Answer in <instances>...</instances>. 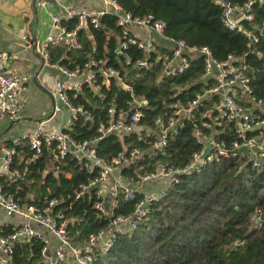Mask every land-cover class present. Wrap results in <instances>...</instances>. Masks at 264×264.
Listing matches in <instances>:
<instances>
[{
    "label": "trees",
    "instance_id": "1",
    "mask_svg": "<svg viewBox=\"0 0 264 264\" xmlns=\"http://www.w3.org/2000/svg\"><path fill=\"white\" fill-rule=\"evenodd\" d=\"M107 1H113L133 16H152L163 22L164 37L189 46L206 47L218 61L228 56L241 60L246 68L243 75L250 95L264 101V0H227L231 7L238 9L251 2L244 13L251 17L248 25L252 28L253 41L223 27L221 9L212 0ZM75 22L65 21L63 25L70 29ZM100 24V29L86 28L78 32L81 45L78 51L66 53L62 47L49 48L50 61L67 69L82 64L89 55L106 58L110 63L115 45L113 36L118 34V29L109 14L100 18ZM138 55L136 48H130L125 58L131 63L126 65L124 58L121 64L131 96L112 88L105 91V100L86 88L75 97L71 92L66 94L74 106H83L91 115V120L80 116L70 128L73 139L81 141L93 137L98 123H105L104 112L112 102L126 108L131 97H143L148 106L139 124L152 128L156 117L165 119L171 102H190L210 86L201 80L199 58L191 60L179 77L162 79L156 69L136 72L132 64ZM256 113L264 123V114ZM155 135H158L156 130L154 133L140 130V136H109L98 143L96 153L108 160L122 151H146L156 142ZM216 138L226 145L234 139L230 127ZM4 145L11 147L10 141ZM200 150L201 144L193 139L192 129L185 123L174 136L167 138L163 156L138 160V164L141 171L150 169L155 161L183 169ZM132 169H123L122 174H132ZM9 170L20 172L23 181L11 184L0 179L3 194L20 206L42 207L56 200L54 212L62 214L65 232L72 244H81L107 227L109 219L99 217L92 208L91 190L75 197L78 188L85 186L90 176L69 156L51 164L43 156L31 160L28 146L23 144L14 148ZM137 200L138 197L131 202L119 201L112 216H128ZM256 210L260 215L251 219ZM9 230L10 226L2 227L0 234ZM40 248L38 242L18 246L13 252V264H44ZM91 264H264V163L257 170L245 156L213 158L197 171L177 175V183L168 188L165 197L150 206L147 222L116 234L111 248L104 254H95Z\"/></svg>",
    "mask_w": 264,
    "mask_h": 264
},
{
    "label": "built area",
    "instance_id": "2",
    "mask_svg": "<svg viewBox=\"0 0 264 264\" xmlns=\"http://www.w3.org/2000/svg\"><path fill=\"white\" fill-rule=\"evenodd\" d=\"M48 2L40 0L38 7L45 9ZM103 9H83L45 13L49 19L50 31L39 42L33 44L26 37L21 38L24 48L33 45L40 59V66L57 75L51 91L54 101L53 114L64 112L62 125L50 123L49 119L35 123L33 130L26 136L11 140V147L0 145V179L6 183L23 181L22 174L9 167L14 148L26 144L31 160L44 156L50 162H59L66 156L81 165L89 174L87 184L78 188L76 198L86 191H92L93 209L99 217L108 218L107 227L90 235L81 244L69 242L65 232L62 214L54 212L56 200L42 207L23 204L20 206L12 197L3 194L0 184V209L7 217L16 220L8 233L0 234V264H13V252L18 246H30L33 242L41 244L40 257L44 264H91L95 254H104L112 246L116 234L123 233L121 228L133 230L138 224L148 220L149 208L161 201L172 184L177 183V175L197 171L204 162L213 158L230 159L245 156L254 169L259 170L264 163V123L256 112L264 114V101L250 95L245 66L241 60L226 57L218 61L212 57L206 47L189 46L182 41H174L163 35L164 24L152 16H133L121 10L113 1H103ZM221 9V23L226 29L235 31L249 41L254 38L250 31L240 25L249 24L250 15L244 8L231 7L227 0H212ZM113 17L118 34L114 35L110 63L106 58L89 55L82 64L67 69L52 63L49 48L62 47L66 53L80 50L77 34L91 28L100 29V18ZM75 20L72 28L67 29L63 22ZM55 31V34L52 32ZM141 34L144 35L141 37ZM136 48L139 55L133 59L132 67L136 72L154 71L160 78H174L184 74L189 62L199 58L202 66L201 80L210 84L200 96L187 103L173 101L165 113V119L156 117L152 128L141 126L148 103L143 97H131L126 108L110 103L105 109V123H98L95 135L89 139L77 141L69 134L70 128L80 116L91 120V115L83 106H74L66 94H80L83 88L101 100H105V91L109 88L124 91L131 96V87L124 81L121 64L130 48ZM122 58V59H121ZM9 56L0 50V121L14 123L21 117L23 104L20 97L24 94L31 77L8 72L6 65ZM129 65L131 60L125 58ZM185 123L192 129L193 139L201 144L199 153L193 154L191 161L183 169H175L161 161H155L148 170L141 171L138 160L156 158L164 155L167 138L174 136ZM230 127L234 139L226 145L216 136ZM140 130L148 133L158 132L156 142L146 151L131 149L122 151L103 160L96 153L98 143L106 137L118 138L129 135L140 136ZM213 143L209 155L199 160L205 143L210 137ZM217 139V141L215 140ZM133 168L132 174H122L123 169ZM132 212L128 216H112L118 202H131ZM259 211L251 219L259 216Z\"/></svg>",
    "mask_w": 264,
    "mask_h": 264
},
{
    "label": "crops",
    "instance_id": "3",
    "mask_svg": "<svg viewBox=\"0 0 264 264\" xmlns=\"http://www.w3.org/2000/svg\"><path fill=\"white\" fill-rule=\"evenodd\" d=\"M39 1L0 0V50L9 56L7 71L31 78L35 76L39 86L49 94H44L31 82L27 85L21 99L23 109L20 119L14 123L0 121V145L26 136L37 122L47 119L55 125H62L64 122V112L58 115L51 112L50 94L57 75L40 66L39 56L36 50H32L34 45L30 49L24 48L21 38L26 37L35 44L48 34L50 25L46 11L48 14L65 11L78 13L83 9L102 10L104 4L103 0H55L48 2L45 9H40ZM143 36L141 34V37ZM15 223V218L7 217L0 209V230Z\"/></svg>",
    "mask_w": 264,
    "mask_h": 264
},
{
    "label": "water",
    "instance_id": "4",
    "mask_svg": "<svg viewBox=\"0 0 264 264\" xmlns=\"http://www.w3.org/2000/svg\"><path fill=\"white\" fill-rule=\"evenodd\" d=\"M240 25L243 26L247 31H252V28L245 22V21H241ZM33 51H35V47L32 48ZM40 62V59H38ZM31 84L33 86H35L37 89H39L40 91H42L44 94L49 95L48 92L44 89H42L39 84L36 82V78L35 76H33L31 78ZM52 99V97H50ZM20 99H22V96L20 97ZM53 110H54V101L52 99V104H51V112L53 114ZM213 143V137L211 136L208 141L205 143L204 148L200 154L199 160H204L210 153L211 150V145ZM43 156V155H42ZM44 157V156H43ZM255 223H258V221H256Z\"/></svg>",
    "mask_w": 264,
    "mask_h": 264
},
{
    "label": "rangeland",
    "instance_id": "5",
    "mask_svg": "<svg viewBox=\"0 0 264 264\" xmlns=\"http://www.w3.org/2000/svg\"><path fill=\"white\" fill-rule=\"evenodd\" d=\"M55 33H56L55 31L52 32V34H55ZM177 77H179V76H177ZM121 230H122L123 232H126V228H121Z\"/></svg>",
    "mask_w": 264,
    "mask_h": 264
}]
</instances>
